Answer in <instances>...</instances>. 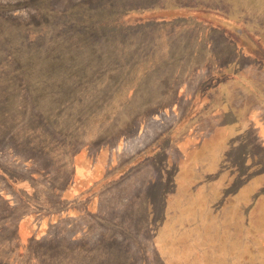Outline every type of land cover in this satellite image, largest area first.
Returning <instances> with one entry per match:
<instances>
[{"label": "rangeland", "instance_id": "1", "mask_svg": "<svg viewBox=\"0 0 264 264\" xmlns=\"http://www.w3.org/2000/svg\"><path fill=\"white\" fill-rule=\"evenodd\" d=\"M0 27L18 264H264L218 191L264 171V0H0Z\"/></svg>", "mask_w": 264, "mask_h": 264}, {"label": "trees", "instance_id": "2", "mask_svg": "<svg viewBox=\"0 0 264 264\" xmlns=\"http://www.w3.org/2000/svg\"><path fill=\"white\" fill-rule=\"evenodd\" d=\"M3 27H0V30H2ZM11 40L10 35H6V41ZM5 41V40H4ZM240 142L239 140H237ZM225 161H227L225 159ZM3 172H0V175L2 177L6 176L3 175ZM235 177L232 178V182L229 181L228 185H223L220 186L218 191L224 192H229L228 197H226L225 200H222V205L228 206L229 209L231 207L235 211H240L241 212V221L245 225H249V221L251 220L252 214L255 216L252 217V221L258 222L257 215H264V171H261V173H257V175H253L252 178L251 176H248L247 178H244L243 180L246 181V188H247V193L245 192H240V191H232L230 190V185L233 186L234 183L237 181V177L240 175L234 174ZM9 178H7L8 180ZM257 188V189H256ZM13 192L18 196V199L20 200V204L22 206V213L25 212L24 214L31 212V211H40V212H56L59 210L54 208V206L50 208H46L45 205H43V199H35L33 196L23 190L16 189L12 187ZM92 189L89 190V193L91 192ZM89 195V194H88ZM79 201L73 202V204H77ZM240 205L242 206V209H240ZM17 207L20 209V207L17 205ZM222 206V208H224ZM12 212L13 210H16L14 207V204H11L7 198L4 196L0 195V211L2 212V216L0 217V257H4V255H8L9 252L12 253L15 258L13 257V264H18L20 257L24 256V254L28 253L30 254L31 247L28 244L34 240L35 238L33 236H28L26 239L21 240L20 238V228L19 225L22 222V217L19 216L15 218V215H8V211ZM243 210V211H242ZM23 214V215H24ZM13 226V228H12ZM250 227L252 226V223L249 225ZM253 228V227H252ZM262 229V228H261ZM16 234V235H15ZM14 239L17 240L18 243H15ZM256 239L253 238L252 242H254ZM256 243V242H255ZM257 244V243H256ZM19 246V248H18ZM23 248L21 251L22 255H19L17 252L16 254L13 253L14 251L19 250L20 248ZM1 259V258H0ZM2 264H9V260L3 259L0 261Z\"/></svg>", "mask_w": 264, "mask_h": 264}]
</instances>
